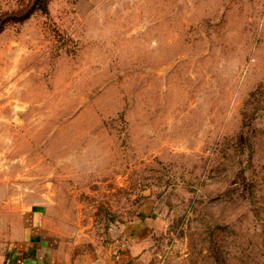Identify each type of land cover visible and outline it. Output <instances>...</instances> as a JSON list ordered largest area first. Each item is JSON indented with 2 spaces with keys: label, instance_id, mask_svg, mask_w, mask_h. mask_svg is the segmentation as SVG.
<instances>
[{
  "label": "rangeland",
  "instance_id": "374dc122",
  "mask_svg": "<svg viewBox=\"0 0 264 264\" xmlns=\"http://www.w3.org/2000/svg\"><path fill=\"white\" fill-rule=\"evenodd\" d=\"M30 202L64 254L264 264V0H47L7 21L0 236Z\"/></svg>",
  "mask_w": 264,
  "mask_h": 264
},
{
  "label": "crops",
  "instance_id": "0c3cea01",
  "mask_svg": "<svg viewBox=\"0 0 264 264\" xmlns=\"http://www.w3.org/2000/svg\"><path fill=\"white\" fill-rule=\"evenodd\" d=\"M17 204L9 209L12 215L5 223L7 228L3 229V236H0V264H102L100 257L63 253L61 241L53 230V221L46 217L43 203ZM136 237L126 241L127 247L121 257H132L143 249V236Z\"/></svg>",
  "mask_w": 264,
  "mask_h": 264
},
{
  "label": "trees",
  "instance_id": "16d2710c",
  "mask_svg": "<svg viewBox=\"0 0 264 264\" xmlns=\"http://www.w3.org/2000/svg\"><path fill=\"white\" fill-rule=\"evenodd\" d=\"M36 9L46 10L47 0H31V3L27 8L21 7L20 9H14L10 11H4L0 13V31L7 21L22 20L27 17L31 12Z\"/></svg>",
  "mask_w": 264,
  "mask_h": 264
},
{
  "label": "built area",
  "instance_id": "2783aa9c",
  "mask_svg": "<svg viewBox=\"0 0 264 264\" xmlns=\"http://www.w3.org/2000/svg\"><path fill=\"white\" fill-rule=\"evenodd\" d=\"M116 245L118 246V244L116 243ZM119 247V246H118Z\"/></svg>",
  "mask_w": 264,
  "mask_h": 264
}]
</instances>
